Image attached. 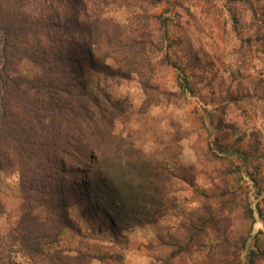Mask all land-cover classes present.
Returning a JSON list of instances; mask_svg holds the SVG:
<instances>
[{
    "label": "trees",
    "instance_id": "16d2710c",
    "mask_svg": "<svg viewBox=\"0 0 264 264\" xmlns=\"http://www.w3.org/2000/svg\"><path fill=\"white\" fill-rule=\"evenodd\" d=\"M225 1L232 7V29L238 33L237 10L241 3L251 10V2ZM160 3L0 0V176L6 170L17 172L21 199L19 218L4 240L36 264H124L120 255L100 257L86 245L53 252L45 245L58 243L61 233L73 228L68 210L75 205L110 240L155 224L177 208L180 193L186 192H174L177 182L194 190L196 207L164 243L175 250L162 264L187 253L194 255L193 264H243L245 251L247 264L264 260V233L252 235L255 219L248 200L241 198L234 205V193H225L231 200L217 202L215 208L210 204L212 192L208 196L193 187V169L220 188L225 185L221 176L231 170L217 172L222 163H231L220 149L218 155L210 151L208 130L200 149L192 146L194 166L172 165V142L160 141L156 148L144 150L133 139L134 131L127 126L132 106L126 98L109 99L89 89V69L135 78L145 96L141 114L174 96L157 80L158 70L167 65V59L156 56L166 39L152 14ZM120 11H126V19L116 16ZM262 22L257 32L264 28ZM259 38L264 42V32ZM178 86L179 97L193 95L184 75ZM169 126L175 142L187 136L180 135L176 124ZM157 148L162 152H154ZM4 212L0 199V216ZM231 218L242 224L237 240L230 238L231 224L218 230ZM260 243L263 251L257 254Z\"/></svg>",
    "mask_w": 264,
    "mask_h": 264
},
{
    "label": "rangeland",
    "instance_id": "374dc122",
    "mask_svg": "<svg viewBox=\"0 0 264 264\" xmlns=\"http://www.w3.org/2000/svg\"><path fill=\"white\" fill-rule=\"evenodd\" d=\"M250 2L253 13L242 3L237 10L240 24L237 33L232 29V7L225 0H161L152 14L157 19L156 26L166 31L163 50L156 56L167 59V65L160 67L157 80L163 91L174 96L150 107L147 113H139L145 96L135 78L126 80L89 69L88 85L92 92L109 99L126 98L132 106L127 126L134 131L133 139L144 150L156 148L160 141L172 142L169 143L175 145V157L170 158L172 165L194 166L196 154L192 146L199 150L208 130L210 151L217 155L222 151L219 154L231 163L230 167L222 163L217 172L231 170L221 176L225 185L220 188L217 183L205 182L199 171L193 169L189 173L191 179L194 177L193 187L208 196L212 192V206L228 201L230 196L225 193H234V205L241 198L247 199L255 219L254 235L258 231L264 233V42L259 38L264 28L257 32V24L264 19V0ZM116 16L126 19L127 13L120 11ZM244 46L248 49L243 59ZM108 65L115 68L112 61ZM181 75L191 87L193 95L189 99L178 95ZM170 123L176 124L180 135L187 134L180 137L179 143L175 142ZM154 152L162 151L157 148ZM0 179V199L5 210L0 216V264H36L5 243L8 229L19 218L21 199L15 170L2 172ZM173 190H186L180 193L175 210L155 224L132 229L113 240L104 236L95 223L87 221L80 206L75 205L68 210L73 228L64 230L59 242L45 245V249L75 250L79 245H86L90 253L100 257L120 255L124 264H162L165 256L175 250L172 244L164 246V243L174 235L184 215L196 207L194 190L188 185L177 182ZM226 224H231L230 238H240L242 224L236 225L233 219L229 223L222 221L223 226L218 230H223ZM251 247L250 243L248 250ZM262 251L260 243L257 254ZM246 253L241 255L243 264H247ZM193 258V254H182L171 257L169 264H193ZM257 264H264V260Z\"/></svg>",
    "mask_w": 264,
    "mask_h": 264
}]
</instances>
